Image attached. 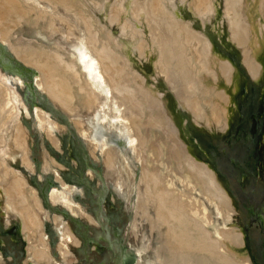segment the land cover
I'll list each match as a JSON object with an SVG mask.
<instances>
[{
  "label": "rangeland",
  "instance_id": "rangeland-1",
  "mask_svg": "<svg viewBox=\"0 0 264 264\" xmlns=\"http://www.w3.org/2000/svg\"><path fill=\"white\" fill-rule=\"evenodd\" d=\"M124 4L128 13L117 17L119 8ZM131 4L134 9L136 5H141L143 9L147 8L151 12L160 9L162 13L171 16L178 13L180 18L174 19L179 26L187 23L193 33L202 35L197 38L190 34L192 37L187 45L184 44L186 46L183 52L173 49L178 51V54L182 52L191 71L192 83L196 80L190 85L193 87L192 93L188 92L186 95H191V99L198 96L197 106L198 108L201 106L199 110L208 115L209 124L205 119L195 120L193 114L179 104L177 95L171 90L163 75L154 68L157 54L152 55L149 60L140 56L141 44H146L145 50L148 54V46L153 43L148 35L145 18L140 23L131 17L129 12ZM124 16H127V19ZM157 20L162 24L166 23L165 20ZM231 24L233 26H230ZM134 27H138L141 33L139 32L134 43L129 45L127 42L132 40L130 32L134 31ZM241 29L253 38L264 36V0H0V55L4 52L6 60L11 59L12 65L17 69L33 68L38 73L33 80L29 75L21 79L10 77L15 85L16 95L11 93L13 98L15 96L21 108H27L31 115L25 119L26 134L17 109L18 123L25 133V147L30 167L23 161L24 148L21 150L15 145L16 126H13L12 119L4 126L0 123V164L26 180L27 190L35 189L43 203L42 205L37 198L39 207L36 206L37 195L33 193L35 190L31 191L34 197L27 195L29 206L41 227L38 230L30 228L32 232L27 230L26 233L22 219L7 204L3 206L0 202L2 213L0 218L6 217L2 208L11 215L9 225L0 222V264H46L39 263L28 255L29 243L26 236H31L33 240L32 249L44 250L49 255L51 264H100L99 254L102 248L99 245L104 248L105 244L94 243L89 249L84 250L69 227L76 231L72 219L87 225L83 220L84 208L90 205L92 200L94 205L96 204L94 196L96 192L102 194V203L106 202L102 209L112 220L109 229L113 230L115 227L123 232L125 251L128 255L137 257V264H181L179 256H176L178 260L175 262L172 255L173 252L174 254L178 252L168 247V224L160 222L157 229L152 230L150 220L156 219L155 208L145 203H142L143 209L138 207L141 200H144L148 187L142 182L145 167L150 173L155 170L159 178L165 180L175 194L183 195L184 200L188 199L199 207V209L194 207L191 211L192 220L201 222L204 229L214 238H220L217 235L220 230L235 229L236 225V230L244 234L246 241L245 246L235 249L237 255L235 256L238 259L247 255L253 264H264V237H261L259 230L248 226L249 208L255 202H260L264 195V74L255 80L247 69L243 49L234 41V37L240 35ZM108 38L111 40L108 41ZM202 38H207V45ZM179 41V44L185 43V35L183 39L180 37ZM118 43L124 44L123 49L128 52L133 51L129 53L132 69L128 71L129 73L123 72L122 76L138 78L145 90L155 96L157 94L165 103V112L175 129V140L180 139L179 142L185 146L187 153L215 172L217 181L232 207L230 211L220 209L218 212L216 202L205 194L202 186L194 182L187 172L181 171L176 162L170 159L172 155L169 148L172 144L162 130L144 125L145 127L141 126L137 131L133 122L130 123L133 114L135 119L140 117L141 122L147 124L151 109H148L147 103L144 109L133 97L125 99L113 90V83L119 80L118 76H115V71L117 73L118 67L122 69L125 66L121 58L117 56L118 65L113 68V62L112 65L109 61L103 62L96 53L102 51L103 47H109L106 51L109 54L114 51L113 55L109 56L115 59L114 53L120 54ZM14 48L20 53L22 51L20 54L22 59L14 52ZM207 48H211L215 58L226 61L230 69L236 70L234 73L236 87L233 90L228 88L226 92L230 99L228 105L224 103V99L216 98L213 92L211 97L209 94H202L205 93L206 87L200 90V85L197 87L195 85L198 84V80L205 78L207 89L215 88L217 94L225 89L228 79L226 77L230 76L229 79H232L234 76L233 72H226L227 75H223L220 66L208 63ZM111 49L113 50L109 52ZM32 57L36 64H40L39 67L25 62L27 58ZM73 62L82 78L85 77L91 88L99 95V101L92 109L84 104L85 98L82 97L79 87L81 82L79 76H75L77 70L76 74H73L75 72L67 69V64L72 65ZM173 63L171 69L177 64L176 61ZM257 64L264 68V47ZM44 72L49 76L50 83L56 84L62 79L70 82L69 85L74 91L73 96L75 95L71 101L73 104L69 103L75 110L73 113L66 112L62 105L53 102L45 93L47 91ZM2 74L8 79L0 65V75ZM213 77L216 78L212 79ZM34 80L40 83V87L35 86ZM27 84H31L35 99L26 96ZM123 84L125 87L130 86L128 88L132 90L138 88L133 80L132 82L124 80ZM178 87L179 91L181 86ZM75 92L78 93L77 96ZM193 92H196L195 97ZM145 98L140 96L139 100ZM35 101L39 102V108L48 115L46 123L52 131L53 139L50 133L46 131L44 133L39 129ZM2 102L3 99H0V103ZM212 106H218L220 110L219 121L213 116L217 114L212 112ZM154 115L161 117L156 111ZM98 129L103 131L105 141L95 147L94 133ZM133 136L136 139V150L133 149V144L129 145L126 154L118 156L117 162L115 161L117 171L115 173L109 171L114 169L108 167L107 155L111 151H105L106 147L111 148L114 139ZM155 145L158 160L151 149ZM0 175L2 183H6L2 170ZM66 186H70L71 191L65 188ZM53 189L55 194L52 193ZM42 193L46 194V198ZM15 199L19 200L18 197ZM5 200L4 197L2 201ZM56 210L61 215L66 213V217L59 216L60 219L57 221L59 214ZM178 225L175 224V227ZM18 226L21 235L14 240L7 234ZM175 227L174 230L178 229L175 235L180 236L181 227ZM79 229L82 234L86 232L83 226ZM92 230L98 231L96 227ZM191 230V233H194L191 234L192 239H195L197 231L195 228ZM34 232L37 234H33ZM188 261L189 264H202L198 255Z\"/></svg>",
  "mask_w": 264,
  "mask_h": 264
},
{
  "label": "bare ground",
  "instance_id": "bare-ground-1",
  "mask_svg": "<svg viewBox=\"0 0 264 264\" xmlns=\"http://www.w3.org/2000/svg\"><path fill=\"white\" fill-rule=\"evenodd\" d=\"M129 12H130L131 17L135 21H138L140 23H141V20H143V18H145L146 24L148 25V27H147L148 28L147 29L148 35L151 38L152 43H153V45L148 46V50H149L148 54L146 53V50H145L146 44L142 43L141 44V50H140L141 51L140 56L142 58H144L145 60H149V59H151L152 55L157 54V59L154 63V68L156 69V71L158 70L159 73L163 75L167 84L170 86L171 90L175 93V95H177L176 98H177L179 104L181 106H183L184 108L188 109L193 114L195 120L205 119L206 123L209 124L210 120L207 117L208 115L205 112H201L199 110V108L201 106L199 108L197 106V104H199V103H197L198 99H196V98H198V96L196 95V97H195L196 92L195 93L193 92L194 95L192 94L193 97H195V99L193 98L194 100L191 99V95H186V93L193 91L192 90L193 87L190 86L192 83V78H191L192 76H191L190 68L187 66V62L185 61V58L182 55L183 50H185V46L187 45V43L190 42V39L192 37L191 35H193V37H197V38H198V36L201 37L202 35H200V34L198 35V33L197 34L193 33L190 30L191 28L189 27V24H187V23L184 26H179V24H177V22L174 19L176 17L180 18V15L178 13H175L176 16H175V14L171 16V15L162 13V11L160 9H157L155 12H151L147 8L143 9L141 5H136L135 9H134V8H132V4L130 5ZM196 12H197V10H196ZM124 13L125 14L128 13L127 8H125V4L119 8V14L117 15V17H120V15L124 14ZM199 14L201 15L200 11H199ZM124 17H126V19H127V16H124ZM157 19L165 20L166 23L162 24ZM234 19H237V18H234ZM117 21H118V18H117ZM231 23H232V20H231ZM230 26H233V24H231ZM240 27H242V26H239V28ZM90 28H91V26H90ZM239 28H237V29H239ZM235 29H236V27H235ZM133 30H134L133 32H130V34L132 33V36H131L132 40L130 42H127L129 45L133 44L134 41L137 39L136 38L137 34L139 32L141 33V31H139L138 27H134ZM241 31H242V29H241ZM241 31L239 32L240 35L234 37V41L237 43V45L239 47H241L243 49V52L245 54V61L244 62L246 64V66L248 67L247 69H249L251 76L255 80H258L259 78H261V75L263 74L262 66L257 64L258 63L257 57H258V55H260V52L263 50L264 36H262L260 38H258L259 36L253 38V37L249 36V34L243 32V31L241 32ZM247 32H249V30ZM184 35H185V43L179 44V42H180L179 38L181 37L183 39ZM206 39L207 38H205V39L202 38L201 40L205 41L204 44L207 45ZM90 40H92V39H90ZM109 40H111V39L108 38V41ZM93 41H94V39H93ZM112 41H113V39H112ZM184 44H186V45H184ZM94 45L95 44H93V46ZM110 45H112V44H110ZM95 47H97V46H95ZM117 47L120 50V52H119L120 54L117 55V53H114V55L116 57L115 59L110 57L111 55H113L112 53L114 51L110 54L108 53V51H106V49H108L109 47L108 48L103 47L102 51L100 50L99 52L96 51V53H97V55H99L100 59L103 62L109 61L110 65H112V64L114 65V66H112L113 68L116 65H118L117 56H119L121 58V60L123 61V64L125 65L124 67H122V69L118 67L117 73L115 71V76H118L119 80L116 81L117 83L116 82H115V84L113 83V90L115 92H117L118 94H120V96H123L125 99H127V97H130V98L133 97L137 102H139V104L142 108L145 109L146 108L145 105L148 104L149 105L148 109H151V111H150L151 116L149 114L150 118L148 117L149 121L147 124L146 123L143 124V122H141L142 118H140V117H136V119H135L133 114L131 115L132 117H131L130 123L133 122V125L135 126L137 131H139L141 129V126H144V125H146V126L149 125L152 128H158L159 130H162L165 134L164 136H166L168 138V139L167 138H165V139L170 140V142H171L170 144H172L171 148H169L171 151V155H172V157L170 156L171 157L170 159H173L176 162V164L178 165V167L181 171L187 172L189 177H191L194 180V182H197L199 185L202 186L205 194H207L209 197H211L216 202L218 212L220 209L223 211L224 210L230 211V209L232 207L230 206V202L228 200V197H227L225 191L222 189V187L220 186V184L217 181V177H216L215 172L208 165L203 164L202 162L198 161L193 156H191L189 153H187L185 146L183 144H181V142H179L180 139L176 138V139H178V141L175 140V137H176L174 134L175 129H174V127L170 121L169 116L165 112V103L158 98L157 94L155 96V95L151 94L150 91L145 90L143 88V84L140 83V80L138 78L131 79L130 77L128 78L125 75L122 76L123 72H126V71L128 72V71H130V69H132V65H131L132 62L129 58V53L131 54V52H133V51L128 52V50L123 49L125 47L124 44L120 45L118 43ZM173 48L175 50L176 49L181 50L182 52H180L178 54V51H175ZM128 49H130V48H128ZM207 49H208L209 55H207L208 58H206V59L209 60L208 63L210 65L212 63H214L216 66H220L219 68H221V70L223 71V75H225L226 72H229V73L233 72L232 75H234L235 71L230 69V67L226 61L224 62V61H221L219 58L218 59L215 58L212 54L211 48H207ZM112 50L113 49L109 50V52ZM14 52H16L18 57H21V59H22V56L20 55L22 53V51L20 53L19 50H17V48L16 49L14 48ZM115 52H116V50H115ZM37 54L38 53H36V55ZM32 55H30V56H32ZM33 58L34 57H32V59L27 58L26 61L23 59V61L39 67L40 64H36ZM3 59H4V57L0 55V65L2 67L3 72L6 75L12 73L16 76H18V74L19 75L32 74L34 76H37V74H38L36 72V70H34L33 68L28 69V71H30V72H28V71L14 72L10 66L6 65L3 62ZM37 59H38V57H37ZM37 59H35V60H37ZM43 59H46V58H43ZM174 61H176L177 64L175 65V67H172V69H171V66H173ZM42 64H43V62H42ZM50 65H51V63H50ZM210 65H208V66H210ZM76 68H77V66L75 65V63L72 65L67 64L68 71L75 72V70H77V75H75V76L76 77L79 76L78 78L81 82V85H79V84H77V85H79V87H81V95H82V97L85 98L84 104H85V106H88L89 109H92L98 103L99 95L97 94V92H95L91 88L90 83L85 79V77L83 76L84 78H82L81 74L79 73L78 69H76ZM209 69H210V67H209ZM212 70L214 71V68ZM215 71H217V70H215ZM44 74H45L44 78L46 79V88H45L47 91L46 93L53 100V102H56V103L62 105L63 108L66 110V112L69 111L70 113L71 112L73 113L75 110H74L73 106L69 105V103L72 100H74L75 95L73 96L74 91H73V88L69 85L70 82L67 83V81H65L66 79H62L60 82L53 84V83L49 82V76L46 75L45 72H44ZM73 74H76V72ZM133 74H135V73H133ZM133 74H131V75H133ZM192 75H194V74H192ZM215 75H216V72H215ZM3 76H4L3 74L0 75V82L4 86H7ZM212 76H214V75H212ZM50 77H52V76H50ZM204 77H206V76H204ZM216 77H213L212 79H214ZM229 77L228 76L226 77V78H228L227 84H226L227 88L225 87V89H223V91L218 92L217 94L214 91L215 88H209L208 87V89H207V86L205 85V82H204L205 78L204 79L201 78L200 80H198V84H195V85H196V87L200 85V87H201V89L199 88L200 90H202V87H206V89L204 90L205 93L202 92V94H207V95L209 94L211 97L213 95L212 94V92H213L214 95H216V98L218 97V98H220V100L224 99V103L226 105H228L230 103V99L226 96V92H228L227 89L230 88L231 90H233L236 87V75H234L232 77V79H229ZM36 78H38V77H36ZM124 80L128 81V82H132V80H133L134 84H136L138 86V88L136 90H134V89L132 90V89L128 88L130 86H128V87L123 86V85L127 84V83L123 84ZM194 82H196V80H194L192 84H194ZM217 82H218V80H217ZM2 84H0V99H3V102L0 103V123L2 124L1 126H4L5 123L9 119H12L13 126L14 125L16 126V132H15L16 137L14 139L15 145L18 149L20 148L22 150V147L24 148L23 149V151H24L23 161H24L25 165H28L30 167V163H29V160L27 158L28 155H27V151H26V147H25V138H24L25 133L22 130V126L18 123V112H17L16 105L14 103V98H13L10 90L7 87H4ZM73 84H75V83H73ZM73 84H71V85H73ZM37 85L40 87L39 82H37ZM179 85L181 86L180 87L181 89H179V91H178L177 88H179L178 87ZM214 87H216V86H214ZM78 89H80V88H78ZM78 89H75V90H78ZM78 92H80V91H78ZM75 94L77 96L78 93L75 92ZM140 96L141 97L145 96L146 98L144 100H139ZM145 100H146V102L144 103ZM207 101H208V99H207ZM209 102L212 103L213 100L212 101L209 100ZM217 107L212 106V108H213L212 112L217 114V115H213V116H214L215 120L219 121L220 119H219L218 113L220 112V110ZM155 111L160 113L161 117L160 116L157 117L156 115H154ZM131 112L133 113L134 111H131ZM124 115H126V111H124ZM37 116H38L37 119H38V122H39L41 128L44 131L49 133V129L47 127L48 124L46 123V118H45L44 114L41 111H38ZM158 129H157V131H158ZM159 134H160V132H159ZM178 137H179V135H178ZM162 138H163V136H162ZM52 139H53V137H52ZM165 139H163V140H165ZM166 143H164V144H166ZM144 144H145V142L143 143V146H144ZM141 146H142V144H141ZM151 149L153 150V153L155 155L156 160H158L157 154H156L157 146L156 145L152 146ZM143 152H144V150H143ZM144 154H145V152H144ZM107 156H108V159H107L108 167L115 169L114 168L115 167L114 164L116 161L115 154L111 151ZM158 156H159V154H158ZM172 168H170V169H172ZM0 170L3 171V174L5 175V179H6V183L3 184L2 183L3 180H2L1 175H0V202L2 203L3 206H4V204L5 205L7 204L11 208V210L15 214H17L18 217H20L22 219L23 228L25 229L24 230L25 232L27 230L28 231L31 230L30 228L38 230V228L41 227V224L39 223L36 215L33 213L32 208H30L29 198H27L29 196V194H30V197H34L33 193H36V192L32 193L31 192L32 188L30 190H27L26 187L28 185L26 184V181H24V179L22 180V178L16 176V173L14 171H12L11 169H7V168L5 169V167L2 164H0ZM153 171H154L153 173H150L148 168H146V167L144 168V174H143L144 176H143L142 182H143V184L147 185L148 187H147V191L145 193L144 200H141V202L138 204V207H139V209H143L142 203H145L147 205H152L153 208H155L156 219L150 220L152 230H156L157 226L159 225L160 222L164 223V224H168V226H169L168 247H170L171 250H173V251L175 250L176 252H178L177 254L176 253L174 254V252L172 253L173 258L175 259V262H176V260H178V257H176V256H179V260L181 261V264H189L190 262L188 261V259L192 258L193 256L198 255L202 264H249L247 258L244 255L241 256V259H238L236 257L237 255L235 254V249H238L242 246L241 234L238 230H236V229H225L224 231L220 230V232H218V234H217L220 238H214L213 235H211L209 232H207L204 229L205 227L202 226L201 222L199 223V222H195L196 220H194V219L192 220L191 211H193L194 207H196L197 209H199V207H197V205L194 202L191 203L188 199H187V201L184 200L183 195L175 194L176 192H174V190H171L169 188V186L166 184V181L164 180L165 181L164 182L161 178H159V174H157L155 170H153ZM177 174H180V173H177ZM183 174H185V173H183ZM17 185H18V188H17ZM4 197L6 200L3 202L2 199H4ZM15 197H18L19 200H16ZM35 198H36L35 204L37 207H39L38 199L36 196H35ZM3 209L6 210L5 208H2V210ZM6 212H9V211L6 210ZM175 224L176 225L179 224L178 226L181 227L180 236L175 235V233H176L175 231L178 230V229L174 230L173 227H175ZM177 227H175V228H177ZM191 227L195 228V230L197 231V233L195 234L196 235L195 239H192L191 234H194V233H191V231H192ZM172 228H173L174 232L172 231ZM31 232H32V230H31ZM33 234H37V232L36 233L34 232ZM25 238H26V241L29 243L28 244L29 245L28 251H27L28 255L30 257H32V259H35L39 263L51 264V258L49 257V255H47V253L44 250L32 249L33 240L31 238V236L30 237L26 236ZM178 238H180V239H178ZM176 241L179 242V245H178V242H176ZM228 246L230 248H228Z\"/></svg>",
  "mask_w": 264,
  "mask_h": 264
},
{
  "label": "flooded vegetation",
  "instance_id": "flooded-vegetation-1",
  "mask_svg": "<svg viewBox=\"0 0 264 264\" xmlns=\"http://www.w3.org/2000/svg\"><path fill=\"white\" fill-rule=\"evenodd\" d=\"M263 51V50H262ZM262 51L260 52V55L258 57V60L262 54ZM5 53L2 52L1 53V56H3L5 58ZM3 62L10 66L14 72H18V71H23L24 70H21V69H17L15 66L12 65V62H11V59H9V61L5 59H3ZM262 69L264 70V68L262 67ZM236 71V70H235ZM263 74H264V71H263ZM262 74V76H263ZM8 79H5V83L7 85V88L11 90V93L16 95L15 94V85H14V82L11 81L10 77L14 76L15 78L17 79H21L22 77H25L26 75H19L16 76L12 73L8 74ZM29 77L32 79L34 77V75L32 74H29ZM33 80V79H32ZM35 81V86H38L37 85V82L36 80ZM27 87V91H26V96L27 97H31L32 98H36L34 92H33V88L31 87V84H27L26 85ZM46 93V92H45ZM14 99H15V104L17 105V109L19 110V120H20V123L23 125L24 127V130L27 134V128L25 127V119L29 118L31 115L30 113L27 111V108L23 109L21 108V105L19 104V102L17 101L16 97L14 96ZM36 104H35V111H36V118H37V112L38 111H41L46 120H47V123H48V115L47 113H45L42 109L39 108V102L38 101H35ZM38 120V119H37ZM38 125H39V129L40 131H44L39 122H38ZM49 129V133H50V136L52 137V131L51 129L48 127ZM45 133V131H44ZM95 137H94V141H93V145H96L100 144V143H104V134H103V131L101 129H98L95 131L94 133ZM57 141V140H56ZM135 141L136 139L134 138V136L131 138V137H120L118 139H114L112 141V147L111 148H108L106 147L105 151H112L114 154H115V158H116V162H117V159H118V156L120 155H125L126 154V150L127 148L129 147V145L133 144V149L136 150V146H135ZM29 157V156H28ZM201 162V161H200ZM117 164V163H116ZM116 164H115V169L114 171L110 170L109 168V171L111 172H116ZM21 178V177H20ZM23 179V178H22ZM26 181V180H25ZM58 186L56 185L55 188H57ZM65 188H69V190L71 191V188L70 186H66ZM92 188V187H91ZM33 189V188H32ZM35 190V189H33ZM54 189L52 190V193L55 194V191ZM36 192V195L38 194L37 191L35 190ZM43 194V193H42ZM63 195V193H61ZM46 194L44 193L43 196H45ZM71 196V194H70ZM96 196V204L94 205V202L92 200V203L87 206H85L84 208V213H85V216H83V220H85L87 222V225H83L80 223L79 220H75V219H72L73 222H75V224L73 225V227L75 228L76 231L73 230V228L71 226L70 229H71V232L73 233V236H75L77 238V240L79 241L80 245L82 247H84V250L85 249H89L90 246H92L94 243L95 244H99V243H102V244H105L104 245V248L103 246H100L102 248V250H100V259H101V262L100 264H137L138 262V259L136 256H133L131 254H127L126 253V249L124 248V240H123V232L117 228H113V230H110L109 229V225L111 223V219H109L104 213H103V207L105 206L106 202L102 203L103 202V196L102 194H99L96 192V194L94 195ZM37 198L40 200V198L38 197L37 195ZM46 198V196H45ZM65 200H67L66 198H64ZM68 199L70 200L71 198L68 197ZM46 200V199H45ZM32 201V200H31ZM47 201V200H46ZM260 202L258 203H254L253 205H251V207L249 208V213H248V226L250 228H256L257 230H259L260 234H261V237L263 238L264 237V195L261 197V200H259ZM33 202V201H32ZM40 202L42 203V201L40 200ZM70 202V201H69ZM72 205H75L76 204H73L72 202H70ZM43 205V203H42ZM48 205V203H47ZM1 211V210H0ZM4 211V215H6V217L4 219H1L0 218V222L4 225H9L10 224V217L11 216L8 212H6V210H2ZM59 215L57 216V221H59V216H63V217H66V213H63L62 215L58 212V210H56ZM0 216H2V213H0ZM56 217V216H55ZM79 218V215L78 217ZM117 222H118V219H116ZM81 224V225H80ZM83 226L84 229L86 230V232H84V234L80 233V227ZM93 227H96V229L99 231H95V230H92ZM234 228L236 229V225L234 226ZM229 229H232V228H229ZM46 234V233H45ZM240 234H241V243H242V246L240 248H242L243 246H245V237H244V234L240 231ZM9 236H11L14 240H17L19 235L20 234V229H19V226L10 230L9 231V234H7ZM82 242V244H81ZM87 254V252H86ZM249 264H253L251 259L247 256V255H244ZM28 257V256H27Z\"/></svg>",
  "mask_w": 264,
  "mask_h": 264
},
{
  "label": "water",
  "instance_id": "water-1",
  "mask_svg": "<svg viewBox=\"0 0 264 264\" xmlns=\"http://www.w3.org/2000/svg\"><path fill=\"white\" fill-rule=\"evenodd\" d=\"M24 71H28V69H25ZM28 72H30V71H28Z\"/></svg>",
  "mask_w": 264,
  "mask_h": 264
}]
</instances>
